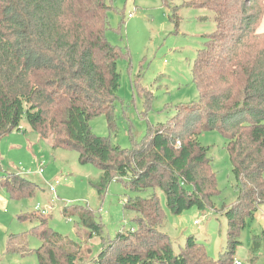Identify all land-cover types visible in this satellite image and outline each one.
Instances as JSON below:
<instances>
[{
    "label": "trees",
    "instance_id": "16d2710c",
    "mask_svg": "<svg viewBox=\"0 0 264 264\" xmlns=\"http://www.w3.org/2000/svg\"><path fill=\"white\" fill-rule=\"evenodd\" d=\"M166 5L179 28L180 7ZM181 6L208 11L211 16L199 19L216 23L193 65L199 100L175 105L167 121L150 123L141 140L125 148L112 135L94 133L90 124L104 115L110 131L118 128V61L129 52L106 35L109 13L117 11L113 0H0V139L26 132V122L31 132L52 139V147L75 150L80 163L95 164L101 171L100 192L112 181H123L131 192L152 190L149 197L124 201V210L134 213L133 225L114 240H103L89 264H235L241 231L264 204V0H187ZM136 87L145 91L139 83ZM211 130L227 140L238 191L235 201L219 207L210 148L199 141ZM38 189L22 174L0 173V190L12 200L34 197ZM159 190L173 214L197 207L226 217V249L219 258L210 257L193 235L175 253L171 237L162 231L167 213ZM62 211L77 217L89 236L102 235L89 206ZM46 212L16 215L35 225L11 234L8 252H33L39 264H81V244L51 227ZM31 237L40 240L37 249L30 248ZM254 238L250 264L261 246Z\"/></svg>",
    "mask_w": 264,
    "mask_h": 264
},
{
    "label": "rangeland",
    "instance_id": "374dc122",
    "mask_svg": "<svg viewBox=\"0 0 264 264\" xmlns=\"http://www.w3.org/2000/svg\"><path fill=\"white\" fill-rule=\"evenodd\" d=\"M185 1L113 0L117 11L109 13L110 29L106 35L111 43L128 51L129 56L118 61L121 85L114 107L117 131H110L106 117L101 115L90 122L94 133L112 135L117 144L129 148L133 139L141 140L150 123L157 125L167 121L174 114L175 105L199 100V91L193 81V65L216 23L213 19L201 21L200 16L209 17L210 13L181 6ZM167 2L171 7H180L179 28L169 19L171 8ZM260 30L264 31V19ZM137 83L143 85L145 91H138ZM23 125L26 132L13 131L0 139V173L24 172L23 176L36 182L39 189L34 197L22 200H12L6 195L9 205L0 206V264H39L33 252L25 256L8 252L10 235L28 231L35 225L34 222L18 221L16 215L34 211L37 205L47 209L45 214L50 217L51 227L81 244L84 257L81 264H89V260L98 256L103 240H114L118 233L133 225L134 213L124 210V201L138 195L149 197L152 190L131 192L123 181H112L100 192L96 184L101 171L95 164L80 163L78 152L54 148L48 143L49 140L53 144L52 139L43 140L31 132L26 122ZM199 141L210 148L209 157L221 190L214 202L218 207L232 203L238 191L226 138L211 130L202 133ZM41 165L45 168L44 174L39 173ZM57 180L59 184L54 193L49 184ZM158 193L167 213L162 231L171 237L175 253L178 254L187 238L193 235L205 244L210 257L219 258L226 249V217L197 207L173 214L166 207L163 192L159 190ZM72 205L89 206L102 224V235L89 236L88 229L77 217L65 216L62 210ZM255 235L261 243L255 264H264V204L256 212L255 219L241 231L236 259L242 264H250L251 251L257 240ZM40 244L38 238L31 237V249H37Z\"/></svg>",
    "mask_w": 264,
    "mask_h": 264
},
{
    "label": "built area",
    "instance_id": "2783aa9c",
    "mask_svg": "<svg viewBox=\"0 0 264 264\" xmlns=\"http://www.w3.org/2000/svg\"><path fill=\"white\" fill-rule=\"evenodd\" d=\"M130 16H132V14H131ZM44 172H45V168H44L43 165H41L40 168H39V173H40V174H44ZM23 173H24V172H21V173H19V174L24 175ZM58 184H59V181H58V180L55 181L54 183H50V184H49V189H50V191H52V192L55 193V192H56V187H57ZM36 209H38V210H42L43 212H46V208H42L40 205H37V206H36ZM235 264H242V263L236 259V260H235Z\"/></svg>",
    "mask_w": 264,
    "mask_h": 264
},
{
    "label": "crops",
    "instance_id": "0c3cea01",
    "mask_svg": "<svg viewBox=\"0 0 264 264\" xmlns=\"http://www.w3.org/2000/svg\"><path fill=\"white\" fill-rule=\"evenodd\" d=\"M43 140H45V138H42ZM48 143L52 146V144L50 143V141L48 140ZM9 205L8 200H7V196L6 194L3 193V191H0V206H7Z\"/></svg>",
    "mask_w": 264,
    "mask_h": 264
}]
</instances>
